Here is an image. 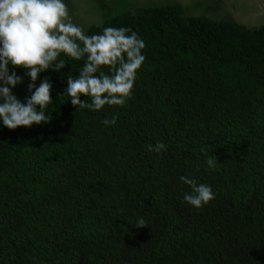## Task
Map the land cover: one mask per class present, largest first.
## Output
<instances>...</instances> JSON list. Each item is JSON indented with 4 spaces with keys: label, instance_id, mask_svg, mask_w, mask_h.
Wrapping results in <instances>:
<instances>
[{
    "label": "trees",
    "instance_id": "1",
    "mask_svg": "<svg viewBox=\"0 0 264 264\" xmlns=\"http://www.w3.org/2000/svg\"><path fill=\"white\" fill-rule=\"evenodd\" d=\"M104 27H131L146 44L125 106L75 108L60 94L84 61L62 54L67 66L36 82L53 84L50 123L0 121V264H264V23L184 16L175 3L85 34ZM15 71L24 102L30 77ZM157 141L167 150L148 151ZM180 176L215 199L187 204Z\"/></svg>",
    "mask_w": 264,
    "mask_h": 264
},
{
    "label": "clouds",
    "instance_id": "2",
    "mask_svg": "<svg viewBox=\"0 0 264 264\" xmlns=\"http://www.w3.org/2000/svg\"><path fill=\"white\" fill-rule=\"evenodd\" d=\"M73 15L66 0H0V121L10 131L50 123L52 116L46 113L54 101L53 84L48 77L38 86L36 82L42 72L67 66L62 54L84 61L78 76H67V87L60 94L70 97L75 108L101 111L106 105L123 107L133 98L138 72L146 60L144 40L131 27H104L101 34L87 35ZM104 67L108 73L102 71ZM17 68L30 77V95L24 102L13 93L24 80ZM117 119L118 115L106 116L102 123L114 126ZM147 150L161 153L167 145L157 141L147 145ZM201 151L206 170H215L218 158L206 149ZM180 180L190 187L183 195L187 204L199 209L215 199L210 185L188 176H180ZM134 226L143 228L148 223L141 217Z\"/></svg>",
    "mask_w": 264,
    "mask_h": 264
},
{
    "label": "rangeland",
    "instance_id": "3",
    "mask_svg": "<svg viewBox=\"0 0 264 264\" xmlns=\"http://www.w3.org/2000/svg\"><path fill=\"white\" fill-rule=\"evenodd\" d=\"M74 22L83 26L99 25L104 20L138 7L179 4L184 16H206L248 26L264 23V0H66Z\"/></svg>",
    "mask_w": 264,
    "mask_h": 264
}]
</instances>
